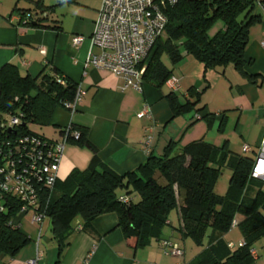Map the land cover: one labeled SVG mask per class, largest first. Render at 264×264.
Masks as SVG:
<instances>
[{"label": "crops", "instance_id": "crops-1", "mask_svg": "<svg viewBox=\"0 0 264 264\" xmlns=\"http://www.w3.org/2000/svg\"><path fill=\"white\" fill-rule=\"evenodd\" d=\"M262 1L255 0L252 14L261 16V20L250 27L244 51V71L257 77L255 83L232 65L206 68L183 52L182 59L175 64L166 55L161 58L171 70V76L179 78L176 91L166 82L156 87L145 80L138 90L123 88L121 77L85 66L89 51H96L90 46L89 37L101 0H0V68L13 64L21 74L32 78L45 72L80 85L83 91L77 109L71 112L57 106L48 124L34 133L60 141L62 128L68 125L76 130L86 129L100 161L118 174L135 170L149 154L162 155L170 143L175 145L176 153L192 142L203 140L217 148L225 146L236 154L255 158L264 138V47L261 46L264 12L259 5ZM37 2L48 11L43 26L20 24L18 17L33 10ZM222 27V22L217 21L208 31L209 37ZM74 36L83 37L80 45L73 44ZM170 93L182 105L195 100L191 93L199 101L174 115L167 100ZM203 107L205 110L199 112ZM143 108L149 109V113L139 117ZM150 127H153L152 140L146 149L143 139ZM245 144L251 148L248 153L242 151ZM92 155L86 147L66 143L56 183L63 182L73 170H85ZM52 194L57 197L56 187ZM45 219L49 221L47 216ZM235 219L239 222L241 217ZM17 220L30 241L13 257L0 254V264H26L34 257L36 244L42 252L38 264H177L179 259L163 252L160 246L163 239L180 243L184 264H192L201 249L196 246L188 250L187 239H181L176 229L181 225L177 208L169 214L162 238L145 246L137 245L134 237H124L115 213L93 219L89 231L76 219L73 232L64 244L52 236L50 225L48 237L42 240L44 221L38 224L36 235L35 229L29 233L23 231L24 223L35 225L30 214ZM223 239L227 244L232 243L230 249L234 250L243 235L234 226ZM258 241H264V237ZM254 244L252 264H264V242L253 248Z\"/></svg>", "mask_w": 264, "mask_h": 264}, {"label": "trees", "instance_id": "trees-1", "mask_svg": "<svg viewBox=\"0 0 264 264\" xmlns=\"http://www.w3.org/2000/svg\"><path fill=\"white\" fill-rule=\"evenodd\" d=\"M255 6V0H178L167 6L163 35L138 65L145 66L142 79L161 87L171 77L162 56L175 64L185 52L206 68L232 65L255 83L257 77L244 71L249 29L261 20V16L252 14ZM27 13L32 17L27 25L43 26L48 16L40 2ZM217 21L223 27L209 37L208 31ZM58 77L63 78L42 72L32 78L21 74L13 64L1 67L0 121L8 113H22L23 122L16 134L34 133L29 128L31 124H48L53 110L65 107L76 92L73 81L63 78L64 84H60ZM191 97L193 102L182 105L173 93L168 94L172 113L177 115L196 105L198 97L194 93ZM204 110L205 107L198 111ZM78 130L79 138L68 137L67 143L86 147L93 155L85 170H73L63 182L55 183L50 192L45 213L54 238L64 244L76 219L89 231L93 219L115 213L124 237H134L137 245L145 246L162 238L169 214L177 208L181 225L176 229L181 239H190L201 248L192 264L253 263L252 245L264 237V182L250 176L253 156L236 154L225 146L217 148L203 140L176 153L175 145L170 143L162 155L149 154L135 170L118 174L100 161L87 130ZM224 167L231 175L227 192L220 195L214 188ZM55 187L57 197L52 194ZM126 195L131 198L129 204L120 200ZM17 210V202L11 198L0 212V254L11 257L30 241L20 227L9 224L17 218ZM236 216L241 217L237 226L244 245L231 250L223 236Z\"/></svg>", "mask_w": 264, "mask_h": 264}, {"label": "built area", "instance_id": "built-area-1", "mask_svg": "<svg viewBox=\"0 0 264 264\" xmlns=\"http://www.w3.org/2000/svg\"><path fill=\"white\" fill-rule=\"evenodd\" d=\"M178 0H101L89 37L90 46L85 66L107 70L123 80V88L139 89L143 81L145 66L138 67L144 60L155 41L163 35L167 23L164 9ZM264 12V1L260 4ZM45 15V14H43ZM30 13L18 17L20 24L31 21ZM82 36H74L72 42L78 46ZM264 47V41L261 42ZM60 84L64 79L57 78ZM166 84L172 91L179 88V78L171 76ZM82 88L77 85L72 101L65 103L67 110L74 112L81 100ZM149 109L143 108L138 116H146ZM23 122L22 113L6 114L0 121V212L5 209L11 198L17 202L16 217L30 214L33 224H41L46 218V208L50 192L57 181L58 166L67 138L78 139L80 132L71 125L62 128V140L52 141L37 133L16 134L15 130ZM153 127L143 139L147 149L152 140ZM249 145H243L244 153L250 152ZM251 178L264 182V138L258 147L252 166ZM11 197V198H10ZM120 200L129 204L131 198L126 195ZM17 218L9 224L20 227ZM238 221L232 220L231 227ZM243 240L238 246H243ZM160 246L166 255L179 259L184 264V249L178 242L163 239ZM233 248V244H228ZM254 255V252L252 251ZM42 252L36 244L35 255L26 264H38Z\"/></svg>", "mask_w": 264, "mask_h": 264}, {"label": "rangeland", "instance_id": "rangeland-1", "mask_svg": "<svg viewBox=\"0 0 264 264\" xmlns=\"http://www.w3.org/2000/svg\"><path fill=\"white\" fill-rule=\"evenodd\" d=\"M164 60H165V58H164ZM29 128L32 132H36V131H39L41 129V126L36 125V124H31V125H29ZM230 175H231V171L224 167V169L222 170V173H221V175H220V177L216 183V186L214 188V191L217 194L223 195L227 192ZM159 181H162V179H159ZM24 224L26 226L23 227V231L28 232L29 230L35 229L36 235L38 234V228H39L38 224H35L34 226H30L27 223H24ZM49 225H50V222L48 221V219H45L43 222V229H42V235H43L42 238L43 239L42 240H44V238L48 237V235H49ZM262 242H264V241L256 242L257 245L254 244L253 248L261 246L260 244H262ZM186 244H187L186 246H187L188 250L191 247L197 248L196 245H194L190 239L186 240Z\"/></svg>", "mask_w": 264, "mask_h": 264}]
</instances>
